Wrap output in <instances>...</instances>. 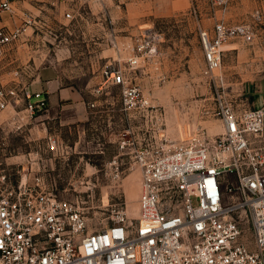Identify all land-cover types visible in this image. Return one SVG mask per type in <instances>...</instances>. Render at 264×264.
Returning <instances> with one entry per match:
<instances>
[{
	"label": "rangeland",
	"instance_id": "374dc122",
	"mask_svg": "<svg viewBox=\"0 0 264 264\" xmlns=\"http://www.w3.org/2000/svg\"><path fill=\"white\" fill-rule=\"evenodd\" d=\"M181 1L19 0L0 14V25L20 28L0 46V85H12L16 69L29 67L32 75L52 64L64 83L81 91L77 100L35 114L21 100L0 108V174L7 183L40 175L57 197L77 200L86 229L101 228L138 213L140 170L132 147L163 135L169 145L222 130L219 118L204 112L214 84L202 72L198 30L211 27L220 11L211 0ZM171 6L175 12L166 14ZM227 6L231 22L251 20L256 9L262 19L251 42L223 44L217 72L228 97L240 103L248 74L264 67V0H229ZM139 38L155 50L132 66L127 61ZM119 64L148 111L124 108L121 87L102 79L105 65Z\"/></svg>",
	"mask_w": 264,
	"mask_h": 264
},
{
	"label": "built area",
	"instance_id": "2783aa9c",
	"mask_svg": "<svg viewBox=\"0 0 264 264\" xmlns=\"http://www.w3.org/2000/svg\"><path fill=\"white\" fill-rule=\"evenodd\" d=\"M228 1L211 0L220 13L211 27L198 28L202 72L214 84L204 112L218 117L222 130L169 145L163 135L132 147L140 170L138 213L96 229H86L77 200L57 197L42 176L15 186L0 174V264H264V105L236 103L217 72L223 44L251 42L262 19L256 9L251 20L229 21ZM10 9V0H0V14ZM19 33L0 25V46ZM154 50L139 38L127 62L133 66ZM125 70L105 65L101 76L121 87L124 108L148 111ZM29 73V67L16 69L15 82L0 85V108L21 100L30 114L47 109Z\"/></svg>",
	"mask_w": 264,
	"mask_h": 264
},
{
	"label": "crops",
	"instance_id": "0c3cea01",
	"mask_svg": "<svg viewBox=\"0 0 264 264\" xmlns=\"http://www.w3.org/2000/svg\"><path fill=\"white\" fill-rule=\"evenodd\" d=\"M11 4L19 0H10ZM189 3V0L181 1ZM175 12L171 6L166 14ZM234 48V47H230ZM30 87L33 91L40 90L46 96L49 105H57L75 101L81 96V91L63 82L56 66L44 64L32 70ZM249 79L243 82L240 100L248 105H264V67L260 73H249ZM97 88V91H99Z\"/></svg>",
	"mask_w": 264,
	"mask_h": 264
}]
</instances>
